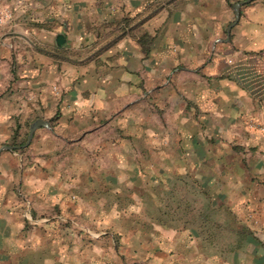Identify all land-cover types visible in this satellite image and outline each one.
Wrapping results in <instances>:
<instances>
[{
  "label": "crops",
  "instance_id": "1",
  "mask_svg": "<svg viewBox=\"0 0 264 264\" xmlns=\"http://www.w3.org/2000/svg\"><path fill=\"white\" fill-rule=\"evenodd\" d=\"M243 1L0 0V146L47 122L0 151V264H264V0Z\"/></svg>",
  "mask_w": 264,
  "mask_h": 264
},
{
  "label": "rangeland",
  "instance_id": "2",
  "mask_svg": "<svg viewBox=\"0 0 264 264\" xmlns=\"http://www.w3.org/2000/svg\"><path fill=\"white\" fill-rule=\"evenodd\" d=\"M177 199H182V198L176 197V200L173 199V201L175 200L174 202L177 203ZM178 204H180V201L178 202ZM172 205H175V204L172 203ZM161 211L170 220L175 218L176 220H179L180 222L182 221L183 217L193 220L194 216H198L199 213H200L198 211V202H196V201L195 202L192 201L191 208H188V205H184L183 208H182V206L180 208V207H177V206L164 205V208ZM176 228L181 230V232H184L183 229H181L183 227L176 226ZM191 228L192 229H195V228L198 229V227L193 226V225L191 226Z\"/></svg>",
  "mask_w": 264,
  "mask_h": 264
},
{
  "label": "water",
  "instance_id": "3",
  "mask_svg": "<svg viewBox=\"0 0 264 264\" xmlns=\"http://www.w3.org/2000/svg\"><path fill=\"white\" fill-rule=\"evenodd\" d=\"M247 1H250V0H244L243 2H247ZM240 3H242V2H237V3H235L233 5L234 21H236L237 18H238V7H239ZM56 43H58V44L60 43V39L59 38L56 39ZM46 125H47V122H45L44 120L35 119L34 121H32L28 125L25 141L23 142L22 145H19V146L2 145V146H0V151H1V149L13 150V149H19L21 147H25L29 143V141L31 139V136H32V133L35 130V128H37L39 126H46Z\"/></svg>",
  "mask_w": 264,
  "mask_h": 264
},
{
  "label": "trees",
  "instance_id": "4",
  "mask_svg": "<svg viewBox=\"0 0 264 264\" xmlns=\"http://www.w3.org/2000/svg\"><path fill=\"white\" fill-rule=\"evenodd\" d=\"M23 142H24V141H21V142H19V143H13V145H17V146H19V145H22Z\"/></svg>",
  "mask_w": 264,
  "mask_h": 264
}]
</instances>
